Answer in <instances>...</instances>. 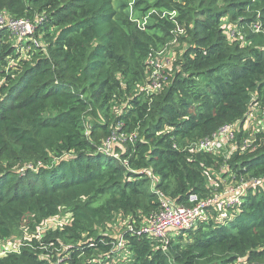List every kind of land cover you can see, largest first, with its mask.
I'll return each mask as SVG.
<instances>
[{
	"label": "trees",
	"instance_id": "16d2710c",
	"mask_svg": "<svg viewBox=\"0 0 264 264\" xmlns=\"http://www.w3.org/2000/svg\"><path fill=\"white\" fill-rule=\"evenodd\" d=\"M141 2L0 0L42 20L29 47L0 26V241L72 214L0 264H264V131L241 149L245 117L264 107V0H152L149 24ZM171 40L183 49L154 89L147 62ZM230 124L219 151L189 147ZM241 178L239 202L205 207L186 238L126 232L130 257L111 252L114 222L156 210L157 190L187 204Z\"/></svg>",
	"mask_w": 264,
	"mask_h": 264
},
{
	"label": "built area",
	"instance_id": "2783aa9c",
	"mask_svg": "<svg viewBox=\"0 0 264 264\" xmlns=\"http://www.w3.org/2000/svg\"><path fill=\"white\" fill-rule=\"evenodd\" d=\"M41 19L37 22H33L27 18H16L10 16L7 12H0V26L9 28L16 37L23 41L25 39L31 40L37 45L36 38L34 37V31L37 25L41 24ZM256 28H260V25H256ZM25 43V42H24ZM157 55L151 57L148 60V68L150 69V75L152 78V88L156 89L158 84V79L162 77V73L165 67L169 66V62L156 65ZM257 117L259 122H253L252 118L246 116L243 123V129L246 131L245 134L241 136V149H247L256 138L259 132L264 131V107L258 109ZM250 113V112H249ZM249 115V114H248ZM240 123V122H239ZM259 125V127L257 126ZM251 131H254L252 136ZM258 132V133H257ZM257 133V134H256ZM235 134V124L224 125L219 128L216 133H213L212 137H205L199 139L189 145L193 151H211L217 152L221 148H224V141H229L234 137ZM135 134L130 135V139H133ZM113 139H115L113 137ZM112 141H106L105 147L111 149ZM235 145L233 149H236ZM232 149V150H233ZM246 179L241 178L236 182L235 186L238 188L235 190L232 187H228L225 191L220 192L215 195H210L205 198H199L196 194H189L188 203L181 204L177 203L175 199L168 197L162 191L157 190V209L150 212L145 217L141 218L138 222H132L127 219H122L119 228L117 229L116 241H112V251L120 254L121 252L129 253V251L124 249V235L126 232L137 236H144L150 239H155L163 244V246L169 241L172 234H184L190 229H193L199 219L204 214V209L210 205H218L229 207L237 202H239L240 196L245 192L247 186ZM263 178H253L249 179L248 184H254L257 181H261ZM72 222V214L69 211H63L59 215L50 217L43 221V223L36 228V230L31 233H25L22 238L19 239H6L0 241V257L5 256L10 252H17L20 250L21 246L28 244V241L32 237L40 238L44 236L45 231L61 229L64 226L70 225ZM117 223V222H116ZM43 248L44 246H40ZM129 256H119V258H128ZM63 259L60 256L57 258L55 264H62ZM103 261L105 259H94L92 261H87L86 264H105Z\"/></svg>",
	"mask_w": 264,
	"mask_h": 264
},
{
	"label": "rangeland",
	"instance_id": "374dc122",
	"mask_svg": "<svg viewBox=\"0 0 264 264\" xmlns=\"http://www.w3.org/2000/svg\"><path fill=\"white\" fill-rule=\"evenodd\" d=\"M135 1L136 0H113V4H114L115 7L121 8L123 10H127L128 11V8H129L130 12L132 13V8L131 7H133V4H134ZM143 1H144L143 3L142 2L139 3V6L140 7H138V9L140 10V12H138V10H136L135 13H136V16L140 20H142L144 22V24H149L151 22L150 17L151 16H155L156 17V14H153L154 12H147L148 9L147 10L146 9H140V8H145L146 3L147 4L149 3L150 5L152 3V0H143ZM149 8H151V7L149 6ZM172 15H175V14L172 13ZM229 26H230L229 29H231L232 27H234L233 24H230ZM33 39H35V38L33 37ZM172 40L170 41V43H167L166 42L165 46H162V47L159 48V52L156 54L157 55L156 65H160V64L165 63L167 61L169 62V64H171L172 61L174 60L175 56L177 55V53L182 51L181 49H183V44H181L178 41L176 43H173ZM24 42H25V45L27 47H29V45L27 43V39H25ZM258 109L259 108H257V107L256 108L255 107L251 108V111H250V113L248 115V117L252 118V121L253 122H259V118L257 117V114H258L257 111H258ZM257 126L259 127V125H257ZM253 134H254V131H251V134H249L248 137L249 136H252ZM100 150H102V151H104L106 153H112V150L110 148H106L105 146L100 147ZM226 168H227L226 166L223 167V169H226ZM221 173L216 172V171H212L211 172V174L214 175L213 177L215 179H220L222 181H225V178H223V176L221 175ZM227 178H230V177L229 176H226V179ZM235 184H236V182L230 181V182H228V183L225 184V189L228 188V187L229 188L232 187L233 189H230V190H234V189L236 190L238 188V186H235ZM228 209H229V207H228ZM116 222H114L113 225H114V227L116 229H118L119 228L118 225L120 224V222H118V221H116ZM114 227L112 226L113 233L115 232V228ZM23 236H24V232L20 231L19 234H16L14 236L15 238H13V239H19V238H22ZM183 238H186V233L183 234ZM129 255L130 254L129 253H126V252H121L119 254V256H129Z\"/></svg>",
	"mask_w": 264,
	"mask_h": 264
}]
</instances>
